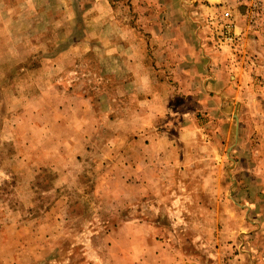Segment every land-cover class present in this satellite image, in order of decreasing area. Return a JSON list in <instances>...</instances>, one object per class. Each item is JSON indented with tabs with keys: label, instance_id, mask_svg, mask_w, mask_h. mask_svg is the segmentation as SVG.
Masks as SVG:
<instances>
[{
	"label": "rangeland",
	"instance_id": "obj_1",
	"mask_svg": "<svg viewBox=\"0 0 264 264\" xmlns=\"http://www.w3.org/2000/svg\"><path fill=\"white\" fill-rule=\"evenodd\" d=\"M263 135L264 0H0V264H264Z\"/></svg>",
	"mask_w": 264,
	"mask_h": 264
},
{
	"label": "crops",
	"instance_id": "obj_2",
	"mask_svg": "<svg viewBox=\"0 0 264 264\" xmlns=\"http://www.w3.org/2000/svg\"><path fill=\"white\" fill-rule=\"evenodd\" d=\"M236 117H238L237 115H236ZM238 121V120H237ZM237 128H238V122H237V126H236ZM236 128V130H237V133H238V129ZM263 139V141H262V145H261V149H262V151L264 152V135L262 136V137H260V138H258V140H262ZM237 138L235 139V141H234V145L236 144V142H237ZM260 149V148H259ZM230 150H231V147H229L228 148V157L230 158L231 157V153H230ZM257 152V151H256ZM230 154V155H229ZM232 161H235V158H233L232 157ZM256 169H258L256 166L254 167V169H253V171L251 170V168H249V170H250V172H251V174L254 176V177H256V175H255V173L253 174L252 172H256V174H257V177H261L262 175L264 176V169H262V170H259V171H255ZM249 174V173H248ZM261 185H264V181H263V183H261ZM239 205V207L241 206H244V204H241V203H239L238 204ZM261 223H262V221H260ZM259 221L257 222V223H260ZM129 224H130V222H127V226H129ZM256 234H260V233H258V231H255L254 233H253V236L254 235H256ZM242 235H243V237H242ZM262 236H263V238H264V232L262 233ZM244 237H247V235H244L242 232H236V233H233L232 235H231V239L232 238H234V240H237V239H241V238H244ZM250 254V258H251V261L253 262V264H262L261 263V261H257L256 259H254V258H252V256H251V253H249ZM182 262H184V260L182 261ZM257 262V263H256ZM181 264H185V263H181ZM197 264H199V263H197ZM211 264H213V263H211ZM215 264H217V263H215Z\"/></svg>",
	"mask_w": 264,
	"mask_h": 264
}]
</instances>
